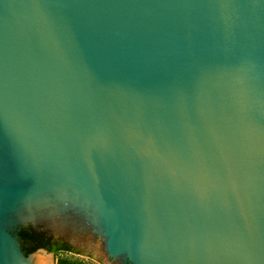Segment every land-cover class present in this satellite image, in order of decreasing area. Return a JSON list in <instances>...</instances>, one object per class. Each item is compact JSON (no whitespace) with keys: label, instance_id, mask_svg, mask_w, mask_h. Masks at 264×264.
<instances>
[{"label":"water","instance_id":"95a60500","mask_svg":"<svg viewBox=\"0 0 264 264\" xmlns=\"http://www.w3.org/2000/svg\"><path fill=\"white\" fill-rule=\"evenodd\" d=\"M33 228L264 264V0H0V264Z\"/></svg>","mask_w":264,"mask_h":264},{"label":"rangeland","instance_id":"374dc122","mask_svg":"<svg viewBox=\"0 0 264 264\" xmlns=\"http://www.w3.org/2000/svg\"><path fill=\"white\" fill-rule=\"evenodd\" d=\"M97 245L100 247L99 252L93 251L92 253L83 250H74L73 252H59L54 258L45 256L42 253H35L33 256L41 257L46 260L45 264H60L67 262L71 264H114L107 256H102L104 253V244L98 239ZM124 264V262L117 263Z\"/></svg>","mask_w":264,"mask_h":264},{"label":"trees","instance_id":"16d2710c","mask_svg":"<svg viewBox=\"0 0 264 264\" xmlns=\"http://www.w3.org/2000/svg\"><path fill=\"white\" fill-rule=\"evenodd\" d=\"M19 239L21 241L22 250L26 255L34 253L38 249H44L48 253H53L56 255L59 253V248L49 247L47 240L44 238V235L34 231H21L19 233ZM60 264H71L67 262H61Z\"/></svg>","mask_w":264,"mask_h":264},{"label":"flooded vegetation","instance_id":"af4514ba","mask_svg":"<svg viewBox=\"0 0 264 264\" xmlns=\"http://www.w3.org/2000/svg\"><path fill=\"white\" fill-rule=\"evenodd\" d=\"M21 231H23V230H21ZM21 231H19V232H17L16 233V235H17V237L19 238V233L21 232ZM25 231H34V232H37V233H41V234H43L44 235V238L47 240V244L49 245V247H53V248H59L60 250H59V252H68V253H70V252H73L74 250H76L72 245H71V247L70 246H68V245H66L65 243H63V242H61V241H59V240H57L56 238H54V237H52V236H50V235H48L47 233H45V232H43V231H38V230H36L35 228H33V229H27V230H25ZM19 241H20V239H19ZM20 244H21V241H20ZM22 247V246H21ZM44 250V249H43ZM46 251V250H45ZM47 252V251H46ZM48 253V252H47ZM53 254V253H52ZM55 256V255H54ZM125 264H128V263H125Z\"/></svg>","mask_w":264,"mask_h":264},{"label":"bare ground","instance_id":"6f19581e","mask_svg":"<svg viewBox=\"0 0 264 264\" xmlns=\"http://www.w3.org/2000/svg\"><path fill=\"white\" fill-rule=\"evenodd\" d=\"M46 260L41 257H34L32 262H27V264H45Z\"/></svg>","mask_w":264,"mask_h":264}]
</instances>
